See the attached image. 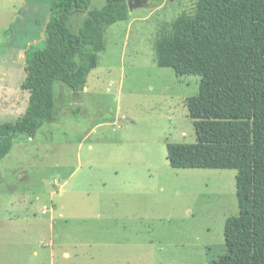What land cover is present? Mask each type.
Segmentation results:
<instances>
[{"label":"rangeland","instance_id":"374dc122","mask_svg":"<svg viewBox=\"0 0 264 264\" xmlns=\"http://www.w3.org/2000/svg\"><path fill=\"white\" fill-rule=\"evenodd\" d=\"M141 1L106 31L79 98L56 82L55 121L0 160V264H210L226 254L237 172L166 159L167 144L196 143L187 99L200 78L158 67L154 43L196 0ZM51 2L0 0V123L25 112L24 54L44 47Z\"/></svg>","mask_w":264,"mask_h":264},{"label":"trees","instance_id":"16d2710c","mask_svg":"<svg viewBox=\"0 0 264 264\" xmlns=\"http://www.w3.org/2000/svg\"><path fill=\"white\" fill-rule=\"evenodd\" d=\"M52 0L42 49L24 54L28 91L23 115L0 123V160L20 135L34 137L53 123L54 84L79 98L105 50V33L126 21L127 0ZM87 12L77 32L74 15ZM156 64L176 75L200 78L199 92L187 99L194 144H167L173 169L235 170L238 215L226 219V254L210 264H264V0H196L154 43Z\"/></svg>","mask_w":264,"mask_h":264},{"label":"water","instance_id":"95a60500","mask_svg":"<svg viewBox=\"0 0 264 264\" xmlns=\"http://www.w3.org/2000/svg\"><path fill=\"white\" fill-rule=\"evenodd\" d=\"M132 0H127V3H128V8H129V11L132 10V3H131ZM136 3V2H135ZM49 20H47V23H48ZM46 23V25H47ZM46 25L41 33V40L43 41L44 40V33H45V30H46Z\"/></svg>","mask_w":264,"mask_h":264},{"label":"flooded vegetation","instance_id":"af4514ba","mask_svg":"<svg viewBox=\"0 0 264 264\" xmlns=\"http://www.w3.org/2000/svg\"><path fill=\"white\" fill-rule=\"evenodd\" d=\"M134 2H139L141 0H133ZM141 2H144L145 3V0H142Z\"/></svg>","mask_w":264,"mask_h":264},{"label":"crops","instance_id":"0c3cea01","mask_svg":"<svg viewBox=\"0 0 264 264\" xmlns=\"http://www.w3.org/2000/svg\"><path fill=\"white\" fill-rule=\"evenodd\" d=\"M85 89V88H84ZM66 257H68V255H65Z\"/></svg>","mask_w":264,"mask_h":264}]
</instances>
